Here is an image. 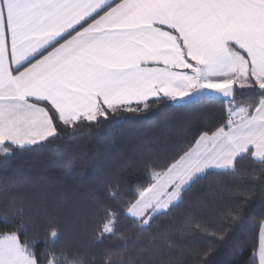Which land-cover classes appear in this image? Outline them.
<instances>
[{
  "label": "crops",
  "instance_id": "1",
  "mask_svg": "<svg viewBox=\"0 0 264 264\" xmlns=\"http://www.w3.org/2000/svg\"><path fill=\"white\" fill-rule=\"evenodd\" d=\"M196 67L206 87L264 89V0H0V151L56 134L43 103L70 123L104 108L175 101L194 88ZM241 107L159 174L128 215L164 211L195 177L244 154L261 160L264 96ZM256 260L264 264V221ZM0 264L36 262L5 235Z\"/></svg>",
  "mask_w": 264,
  "mask_h": 264
},
{
  "label": "trees",
  "instance_id": "2",
  "mask_svg": "<svg viewBox=\"0 0 264 264\" xmlns=\"http://www.w3.org/2000/svg\"><path fill=\"white\" fill-rule=\"evenodd\" d=\"M235 90L240 106L264 96L254 82ZM172 102L104 108L70 123L43 103L56 134L0 151V237L14 235L36 264H257L264 157L247 153L200 174L147 222L128 215L200 135L228 124L230 101Z\"/></svg>",
  "mask_w": 264,
  "mask_h": 264
},
{
  "label": "water",
  "instance_id": "3",
  "mask_svg": "<svg viewBox=\"0 0 264 264\" xmlns=\"http://www.w3.org/2000/svg\"><path fill=\"white\" fill-rule=\"evenodd\" d=\"M195 77L194 88L185 96L172 102L173 106H184L189 103H194L202 98H213L217 100L233 101L235 98V86L233 84L226 85L221 88H209L201 84L200 68L196 67L193 71Z\"/></svg>",
  "mask_w": 264,
  "mask_h": 264
},
{
  "label": "rangeland",
  "instance_id": "4",
  "mask_svg": "<svg viewBox=\"0 0 264 264\" xmlns=\"http://www.w3.org/2000/svg\"><path fill=\"white\" fill-rule=\"evenodd\" d=\"M201 81V80H200ZM253 82V81H252ZM202 84V83H201ZM202 85H204V84H202ZM204 86H206V85H204ZM240 86V85H239ZM210 88V87H209ZM227 101V100H226ZM229 104V107H228V114L231 116V115H233V117H234V120H236V119H238L242 114V111H244V109H246L245 111H247L248 110V108H243V107H241L240 105H238V104H235V103H233V102H228ZM237 106H239L238 108H236ZM246 107H250V106H246ZM251 108V107H250ZM228 115V116H229ZM228 122H229V120H228ZM227 122V123H228ZM4 152H7V151H4ZM168 200L164 203V205L163 206H161V208L162 207H164V206H166L167 204H168ZM158 209H156V210H154V212H156V213H154L153 215H155V214H158ZM160 213V212H159ZM153 215H151L150 217H152ZM150 217H146L144 220L147 222L148 221V218H150ZM111 229H112V225H111V222H109V223H107L106 224V226H105V231L106 232H110L111 231Z\"/></svg>",
  "mask_w": 264,
  "mask_h": 264
},
{
  "label": "built area",
  "instance_id": "5",
  "mask_svg": "<svg viewBox=\"0 0 264 264\" xmlns=\"http://www.w3.org/2000/svg\"><path fill=\"white\" fill-rule=\"evenodd\" d=\"M228 120H231V116L230 115L228 116Z\"/></svg>",
  "mask_w": 264,
  "mask_h": 264
}]
</instances>
